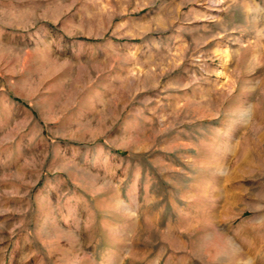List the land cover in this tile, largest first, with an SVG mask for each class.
I'll return each instance as SVG.
<instances>
[{
  "label": "rangeland",
  "instance_id": "374dc122",
  "mask_svg": "<svg viewBox=\"0 0 264 264\" xmlns=\"http://www.w3.org/2000/svg\"><path fill=\"white\" fill-rule=\"evenodd\" d=\"M228 237L264 264V0H0V264Z\"/></svg>",
  "mask_w": 264,
  "mask_h": 264
},
{
  "label": "clouds",
  "instance_id": "9594fccd",
  "mask_svg": "<svg viewBox=\"0 0 264 264\" xmlns=\"http://www.w3.org/2000/svg\"><path fill=\"white\" fill-rule=\"evenodd\" d=\"M206 246H207V242H205L204 247ZM221 252L229 259H235L238 262V264H254L253 258L250 255L244 256L241 245L232 237H228L223 242Z\"/></svg>",
  "mask_w": 264,
  "mask_h": 264
}]
</instances>
